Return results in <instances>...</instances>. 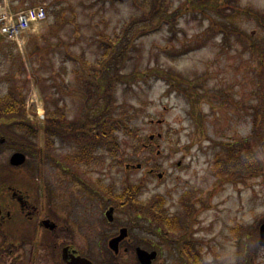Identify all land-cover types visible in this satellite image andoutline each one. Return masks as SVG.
<instances>
[{
    "label": "rangeland",
    "instance_id": "rangeland-1",
    "mask_svg": "<svg viewBox=\"0 0 264 264\" xmlns=\"http://www.w3.org/2000/svg\"><path fill=\"white\" fill-rule=\"evenodd\" d=\"M184 1L161 0L164 6L172 5V8ZM212 2L220 11L223 9L222 13L231 15L226 19L222 14H212V21L218 22H211L213 30L209 28L208 18L187 15L180 20L175 34L169 33V26L161 22L153 33L137 39L138 48L133 50L132 60L122 73L132 76L131 85H127L130 88L120 87L114 93L118 105L127 102L125 108L129 114L138 115L133 122L137 128L128 134L117 133L120 145L115 155L109 154V145L103 138L88 137L91 134L82 137L86 132L95 130V134L98 130H77V124L84 119L83 101L75 94L63 97L61 105L67 107V124L75 128H70L71 134L64 143L53 139L52 148L47 143V135L46 142L41 141L50 152L41 163L42 177L49 189L51 184L59 182L58 205L65 217L68 169H75L68 166L67 158L76 157L93 140L99 141L95 143L99 146L95 155L100 156V167L105 175L118 177L121 186L128 181L142 185L138 200L145 207L149 208L148 202L156 204L158 197L163 196L168 214L183 218L178 224L182 225L192 224L189 219L185 221V211L186 205L193 206L192 219L197 228L206 233L212 243H215L212 233L217 234L214 239L223 246V258L215 257L214 264H227V256L235 251L227 229L238 224L248 228L253 245L247 250L248 259L244 264H264V249L257 243L264 222V168L252 174L233 172L230 175L216 173L213 169L215 154L222 145L231 143L238 147L252 143L264 163V153L257 147L261 146L260 136L264 134L261 131L258 135L263 120L257 111L258 90L264 80L260 78L264 49L249 51L232 33L225 40L220 24L223 21L232 24L257 40L264 35V27L259 22L264 14V0ZM38 4L47 7V20L27 34L21 47L0 36V96L17 88L21 96H25L31 118L41 119L44 124L48 120V107L54 109L53 100L59 97L57 85L63 81L75 85L77 75H84L78 62L81 57L96 62L103 53L101 38L121 30L133 16L142 15L144 9L135 8L124 0H0V5L11 13ZM235 4L240 11L231 8ZM203 37H207L206 45L200 49L180 57L169 53ZM68 54L74 55L76 60H69ZM85 67L90 71L97 65ZM151 67L168 72L157 79L152 72L146 73ZM136 70L144 71L140 74L143 80L135 78ZM147 145L152 146L145 147ZM128 164H141L142 168L128 171ZM77 168L85 169L80 165ZM150 169H155L157 174L164 173L163 178L148 175ZM122 217L124 220L126 216ZM148 217L144 210L139 223H156Z\"/></svg>",
    "mask_w": 264,
    "mask_h": 264
},
{
    "label": "flooded vegetation",
    "instance_id": "flooded-vegetation-1",
    "mask_svg": "<svg viewBox=\"0 0 264 264\" xmlns=\"http://www.w3.org/2000/svg\"><path fill=\"white\" fill-rule=\"evenodd\" d=\"M43 126L29 114L0 117V264H142L139 248L156 254L151 264H214L215 257L223 258V246L214 239L217 234L212 233V243L192 216L188 218L192 224H159L152 214L154 203L148 202V208L138 200L142 193L137 189L142 185L128 181L121 186L118 177L105 175L100 156L95 155L96 140L84 153L67 158L68 166L75 169H68L63 217L58 205L59 182L49 189L42 177L41 163L50 156L41 145L46 142ZM52 139L63 141L55 134ZM17 155L23 156L21 163H17ZM79 165L85 169H76ZM135 168L126 165L128 171ZM147 174L160 178L161 173L150 169ZM144 210L148 220L156 223H139ZM227 232L235 251L226 263L244 264L247 250L253 247L248 228L238 224Z\"/></svg>",
    "mask_w": 264,
    "mask_h": 264
},
{
    "label": "trees",
    "instance_id": "trees-1",
    "mask_svg": "<svg viewBox=\"0 0 264 264\" xmlns=\"http://www.w3.org/2000/svg\"><path fill=\"white\" fill-rule=\"evenodd\" d=\"M130 1L135 8L144 9L142 15L133 16L127 23L123 25L121 30L115 31L113 35H106V38L102 39L100 47L103 49V53L97 59L96 62H88L85 56L81 57V61H78L82 65V74L77 75L76 84L63 81L60 85H57V95L59 97L54 98L53 105L54 109L48 107L47 114L48 120L44 125V130L48 138V145L52 148L55 145V141L52 139V134L55 137H59L62 140L66 136L70 135L71 129L75 126H69L67 124L66 105H61L63 97L69 94L77 95L79 101H83L82 109L85 110L83 120L77 124V130H83V128H97L95 131L86 132L82 137L87 134L88 137H93L100 140L103 138L106 144L109 145L107 150L112 156L117 153L120 145V138L118 132L128 134L132 129L137 128L133 125V122L137 120L138 115L129 114V111L125 108L128 104L124 102L121 105L117 104L116 97L114 96L115 91L122 87H128L131 85V75L122 74L129 66L132 57L133 50H137L136 45L137 39L148 34L153 33L157 30V25L161 22H165L169 26L168 32L175 34L177 26L180 20L185 18L187 15L197 17L202 16L210 20L209 28L213 30L211 22L218 24L216 21H212V14H222L228 19L231 15L224 14L218 9L217 4H213L212 0H186L182 2L178 7L172 8V5L164 6L161 0H124ZM236 11H240V7L235 4L231 7ZM21 9V8H18ZM259 22L264 27V14L262 19L259 18ZM221 33L224 35V39H227V35L232 33L237 36V42L246 47L249 51H259L264 49V35L254 40L252 36H249L245 32L240 31L236 26L228 24L227 22H221ZM147 34V35H148ZM204 39L189 42L183 45L180 49H173L169 52L174 56L180 57L186 55L194 50L200 49L206 45L207 37ZM173 40V39H171ZM168 52V51H167ZM262 59L260 65L263 70L261 72V79H264V53L261 52ZM69 60H76L74 55L68 54ZM85 65L93 67L97 65V68L87 70ZM80 73V70H76ZM75 71V72H76ZM88 71V74H87ZM92 72V73H91ZM144 71H134L135 78H142ZM147 72H152L154 77L161 79L164 72L168 70L164 68L154 69L153 67L148 68ZM144 74V76L146 75ZM98 74V76H94ZM177 83V82H176ZM60 86V87H59ZM175 86V85H174ZM177 86L173 87L174 89ZM72 92V93H71ZM63 94L62 96L60 94ZM17 88H11L8 93L4 96H0V117H18L26 114V99ZM259 106L257 108L258 113L262 116V127L258 132L264 133V80L260 82L259 90ZM112 98H114L112 100ZM83 112V111H82ZM71 128V129H70ZM78 136V135H75ZM72 137V136H71ZM65 141H62L64 143ZM260 144L257 146L264 153V134L260 136ZM224 144L220 147V150L215 154L214 157V171L223 175H230L233 172L248 173L259 172L264 167L258 157L255 147L253 148L252 143H245L242 147L237 145ZM82 149L80 153H84ZM142 186L137 189L141 191ZM165 199L163 196L158 197L155 208H152V214L156 218V222L165 225H178L180 220L183 221L178 215L168 214L165 209ZM185 214L188 218L195 213L192 211V205H186ZM183 223V222H182Z\"/></svg>",
    "mask_w": 264,
    "mask_h": 264
},
{
    "label": "built area",
    "instance_id": "built-area-1",
    "mask_svg": "<svg viewBox=\"0 0 264 264\" xmlns=\"http://www.w3.org/2000/svg\"><path fill=\"white\" fill-rule=\"evenodd\" d=\"M0 6V34L22 44L25 35L38 29V25L46 19L44 5H37L17 13L7 12Z\"/></svg>",
    "mask_w": 264,
    "mask_h": 264
},
{
    "label": "water",
    "instance_id": "water-1",
    "mask_svg": "<svg viewBox=\"0 0 264 264\" xmlns=\"http://www.w3.org/2000/svg\"><path fill=\"white\" fill-rule=\"evenodd\" d=\"M153 138H154V136L151 137V139H153ZM15 158L17 159V163H21L23 161L22 155H17ZM137 167L141 168V164L137 165ZM159 176H160V178H162L163 174H160ZM123 233H124V231H123ZM121 238H123V234L118 239H121ZM259 245L264 246V222L260 226ZM138 255H139V258H140V261L142 264H151L152 260L156 257V254L154 252L148 253V252L142 250L141 248L138 249ZM80 264H82V263H80ZM86 264H88V262H86ZM90 264H92V263L90 262Z\"/></svg>",
    "mask_w": 264,
    "mask_h": 264
}]
</instances>
